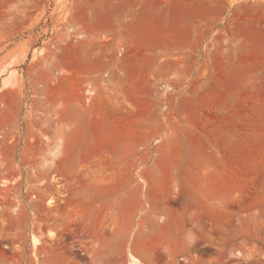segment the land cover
<instances>
[{
  "label": "rangeland",
  "instance_id": "obj_1",
  "mask_svg": "<svg viewBox=\"0 0 264 264\" xmlns=\"http://www.w3.org/2000/svg\"><path fill=\"white\" fill-rule=\"evenodd\" d=\"M62 66L131 114L69 135ZM132 257L264 264V0H0V264Z\"/></svg>",
  "mask_w": 264,
  "mask_h": 264
},
{
  "label": "crops",
  "instance_id": "obj_2",
  "mask_svg": "<svg viewBox=\"0 0 264 264\" xmlns=\"http://www.w3.org/2000/svg\"><path fill=\"white\" fill-rule=\"evenodd\" d=\"M64 67V70L66 72L63 73V75L60 77V85L61 88L58 91V89L54 87L53 81H51L50 85L46 84V95L49 98L50 101H56V98L58 96V93L62 96L65 103L61 106V116L62 119L68 121L70 123V126L67 128V133L69 135H78L80 132L84 130V122L86 119L85 113L88 112V106L85 107L83 96H82V88H81V82L82 77L85 76V73L94 72L99 69H106L110 66H62ZM113 69L116 71L118 68L119 78L121 80H125L131 86L133 85V81L135 80L136 76L134 77L133 73V66H112ZM117 67V68H116ZM135 67V66H134ZM110 73L106 72L104 73V78H109ZM138 83H144V82H138ZM128 84V85H129ZM133 90L130 88L124 89V95L127 94L131 96ZM127 97V96H126ZM130 99H132L130 97ZM98 100H103V103H93L91 105L96 106L98 105V110L94 113H89L92 118H97V115L99 118L104 120H109L110 118H116L119 114H124L123 117H126V113H130L132 111L125 110L124 105L117 104V103H111L110 100L106 99L105 97H100ZM97 100V101H98ZM110 103V104H108ZM136 110L140 109V106L138 105V102H135ZM89 122V121H88ZM148 126H146L143 129H140L137 133H140L142 135L146 134L148 132ZM105 145V144H104ZM105 146H101L103 149ZM76 150L83 149L82 146L77 145L75 147Z\"/></svg>",
  "mask_w": 264,
  "mask_h": 264
},
{
  "label": "bare ground",
  "instance_id": "obj_3",
  "mask_svg": "<svg viewBox=\"0 0 264 264\" xmlns=\"http://www.w3.org/2000/svg\"><path fill=\"white\" fill-rule=\"evenodd\" d=\"M6 84V85H5ZM4 85H5V88L6 89H11V88H15L16 87V83H15V76H13L10 80H8V82H6ZM6 182V181H4ZM4 184V183H3ZM51 204V202H49ZM53 203V202H52ZM37 243V242H36ZM131 264H141L140 261L135 258V257H132L131 258Z\"/></svg>",
  "mask_w": 264,
  "mask_h": 264
}]
</instances>
